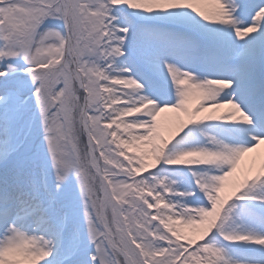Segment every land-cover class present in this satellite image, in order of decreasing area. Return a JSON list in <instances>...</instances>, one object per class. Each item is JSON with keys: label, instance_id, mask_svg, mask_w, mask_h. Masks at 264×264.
<instances>
[{"label": "snow or ice", "instance_id": "1", "mask_svg": "<svg viewBox=\"0 0 264 264\" xmlns=\"http://www.w3.org/2000/svg\"><path fill=\"white\" fill-rule=\"evenodd\" d=\"M264 0H0V264H264Z\"/></svg>", "mask_w": 264, "mask_h": 264}, {"label": "bare ground", "instance_id": "2", "mask_svg": "<svg viewBox=\"0 0 264 264\" xmlns=\"http://www.w3.org/2000/svg\"><path fill=\"white\" fill-rule=\"evenodd\" d=\"M262 147H264V146H262Z\"/></svg>", "mask_w": 264, "mask_h": 264}]
</instances>
